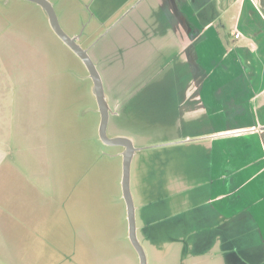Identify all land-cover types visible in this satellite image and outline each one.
Listing matches in <instances>:
<instances>
[{"label": "rangeland", "instance_id": "1", "mask_svg": "<svg viewBox=\"0 0 264 264\" xmlns=\"http://www.w3.org/2000/svg\"><path fill=\"white\" fill-rule=\"evenodd\" d=\"M51 1L63 29L84 30L79 42L92 46L113 112L108 135L141 148L131 190L148 264H264V248L257 259L236 238L226 246L211 235L221 224L205 214L207 158L193 154L209 146L165 142L187 133L180 123L195 113L189 102L182 108L190 92L221 82L193 75L220 68L214 41L228 38L226 28L206 29L183 0ZM0 87L21 135L10 156L16 173L6 162L0 178V264H140L128 236L122 148L100 141L88 71L35 3L0 0Z\"/></svg>", "mask_w": 264, "mask_h": 264}, {"label": "crops", "instance_id": "2", "mask_svg": "<svg viewBox=\"0 0 264 264\" xmlns=\"http://www.w3.org/2000/svg\"><path fill=\"white\" fill-rule=\"evenodd\" d=\"M183 2L187 6L182 5L183 10L192 13L206 29L219 24L226 28L228 38L214 41L221 46L220 68L193 75L196 80L222 78L221 82L205 86V91L201 85L190 92L182 108L189 102L195 113L190 115V123H180L187 133L165 142L180 145L203 141L209 146L206 155L195 150L193 154L207 158L210 206L205 214L221 224V229L216 228L211 235H220L226 246L229 238H236L238 247L252 249L258 259L264 248V0ZM1 104L0 178L5 175L6 162H10L9 171L16 173L10 156L21 138L18 126L8 121ZM202 114L211 119L204 115L200 120ZM231 224L236 228L231 230Z\"/></svg>", "mask_w": 264, "mask_h": 264}, {"label": "water", "instance_id": "3", "mask_svg": "<svg viewBox=\"0 0 264 264\" xmlns=\"http://www.w3.org/2000/svg\"><path fill=\"white\" fill-rule=\"evenodd\" d=\"M37 4L44 11L47 16L48 23L55 33V35L83 62L85 65L89 77L93 82L92 92L95 96L98 112L100 114V123L98 128V137L100 141L110 147H121V157L123 161L122 169V197L126 204L127 219H128V236L129 240L139 256L140 264H148L147 254L142 246L137 232V219H136V205L131 190V168L133 159L141 148L135 146L133 140L129 137L116 136L110 137L108 135V125L111 114L113 113L105 93V86L101 73L93 61L89 51L92 46L84 47L79 42L84 30L76 35L72 36L68 34L59 21L58 14L55 6L51 0H26Z\"/></svg>", "mask_w": 264, "mask_h": 264}, {"label": "flooded vegetation", "instance_id": "4", "mask_svg": "<svg viewBox=\"0 0 264 264\" xmlns=\"http://www.w3.org/2000/svg\"><path fill=\"white\" fill-rule=\"evenodd\" d=\"M83 34H84V33H83ZM82 36H83V35H82ZM82 36H81V37H82ZM80 39H81V38H80ZM88 47H89V46H88Z\"/></svg>", "mask_w": 264, "mask_h": 264}]
</instances>
